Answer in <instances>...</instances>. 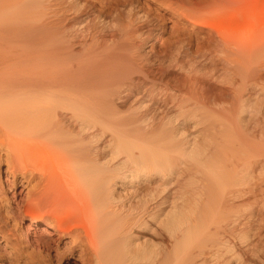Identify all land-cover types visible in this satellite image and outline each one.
<instances>
[{
    "label": "bare ground",
    "instance_id": "1",
    "mask_svg": "<svg viewBox=\"0 0 264 264\" xmlns=\"http://www.w3.org/2000/svg\"><path fill=\"white\" fill-rule=\"evenodd\" d=\"M223 1L174 10L164 38L149 0H0L18 259L264 264V0ZM25 218L50 231L17 234Z\"/></svg>",
    "mask_w": 264,
    "mask_h": 264
},
{
    "label": "rangeland",
    "instance_id": "2",
    "mask_svg": "<svg viewBox=\"0 0 264 264\" xmlns=\"http://www.w3.org/2000/svg\"><path fill=\"white\" fill-rule=\"evenodd\" d=\"M149 1L152 4V6L159 7L161 12L166 13L165 19H167V21H166L167 26H166V30L163 34L164 38L168 37L169 31L173 27L172 26L173 22L176 20V16L171 15V13L174 10H176L177 13H180V11H184L183 13H185V14H188V13H189L188 15H190V14L195 15L196 14L202 19L203 18L207 19L208 16L210 17L209 14H211V13L212 14H218V12H220V14H221V11L223 12V10L225 8H226L225 10L227 11V7H228L227 1L225 2L223 0H221V1L213 0L212 3H210L212 0L211 1L209 0L210 2L208 0H156V1L155 0H149ZM159 5H161V7ZM226 11L223 12L224 15L221 14L222 17L223 16L224 17L230 16L229 13L225 14ZM209 17H208V19H209ZM6 168L7 167H6L5 163L0 164V194H1L0 197H1V199H3L2 203H0L1 206H6L7 200L11 202L10 199L12 197V192H13L12 189H8L7 185H6V181L12 179L11 175L9 173L7 174ZM15 190H16V193H18V191L20 190V187L19 186L16 187ZM17 199L19 200V197ZM2 215L3 216L5 215V211H2ZM30 220H31L30 218H25L22 221H20L19 225H17V227H18L17 234L29 233L30 235H34L33 233H36V234L46 235L47 231H50V229L45 230L46 229L45 221L33 222ZM12 224H13V222H10V227H12ZM28 225H30V228L28 229L29 231L24 233L25 228ZM2 231H3V228H0V264H31V260L28 257H23L22 260L18 259V257H16V255H17L16 250L18 249V247L10 249V247L6 246L4 244V242H2V240H3L1 238ZM68 241H69L68 237L63 238L62 242L58 243L59 247H62L63 244L65 242L68 243ZM14 249H16V250H14ZM10 251H12V252H10ZM29 251H31V248L28 250V252ZM35 251H37V250L35 249ZM53 254H54V252H52V256H53ZM41 257H42V255H41ZM73 260H75L73 264H82L80 258L78 257V252L75 253ZM50 264H64V263H62V262L57 263L54 259H52Z\"/></svg>",
    "mask_w": 264,
    "mask_h": 264
}]
</instances>
